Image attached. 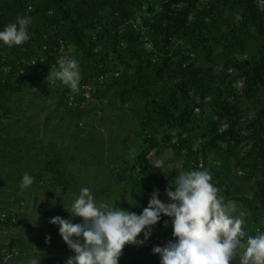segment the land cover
<instances>
[{
	"label": "rangeland",
	"instance_id": "374dc122",
	"mask_svg": "<svg viewBox=\"0 0 264 264\" xmlns=\"http://www.w3.org/2000/svg\"><path fill=\"white\" fill-rule=\"evenodd\" d=\"M10 1L15 6L13 9L0 7V31L23 16L31 17L27 29L30 38L47 24L48 19L60 24L59 15L55 12L44 15L39 11L42 0ZM149 2L135 4L130 12L114 15L111 21L108 20L109 13L101 12L99 15L105 18V27L111 28V33L126 29L134 31L135 36L138 34L137 43L134 42L136 39H132L131 44L133 46L134 42L139 49L144 39L153 45L150 38L152 31L169 24L199 22L209 24L213 29L221 24L217 18L223 13V7L218 5V0H177L172 4L166 0L158 5L151 3V6ZM29 3L34 7L31 12L25 10ZM253 8L259 20H263L264 27V0H253ZM15 9L17 11L13 12ZM225 14V18L233 16L230 10ZM198 27L196 24V29ZM223 28L221 25L220 29ZM82 36L84 43L88 44L90 31L84 30ZM30 38L27 42H31ZM157 38V42L162 44L164 37ZM173 38L170 37L167 42L173 40V50L183 52L172 57V64H177L186 56L188 60L176 76L164 78L165 94L155 98L160 104L165 102L163 112L170 110V102L179 107L184 103L191 107L194 100H198L199 110L195 112L193 109L195 121L189 129V142L198 147L213 136L211 128L214 124L218 126V133L231 130L225 141L217 143L218 148L207 149L203 156L220 162L216 170L223 172L224 181L220 184L212 182L225 203L236 209L235 215L245 213L246 233L251 236L264 233V195L257 210L245 203V200H251L255 194L264 191V162L258 156L260 140L256 122L264 96L262 91L257 94L250 92L246 77L236 68L239 62L250 61L260 39L249 38L241 52L224 56L216 54L214 51L219 47L213 45L210 54L213 57L209 58L205 47L199 45L192 49L187 45L186 38ZM23 44L19 46L20 52L27 51ZM37 45L35 43L32 48L38 52ZM10 50H13L12 46L0 41V55L11 54ZM64 54V57L77 61L80 57V51H75L72 45ZM143 58L150 61L147 54L143 53ZM226 64L229 68L225 67ZM199 68H203L204 72L197 73ZM49 70H54V67L31 74L26 79L15 77L12 81L0 72V87L9 85L0 100V206L13 193L24 199L26 207L12 236L28 244L49 238L56 231L55 226L59 229V225L50 223L56 216L82 223V218L73 217L70 212L75 198L85 187L90 189L98 205L106 203L127 211L147 207L154 190L159 191L158 198L163 202V188L154 186L149 174L137 169L140 165L138 159L147 149L143 142L142 120L148 112L141 100L122 103L118 96L132 83L122 79L106 93L104 101L91 105L85 113H74L66 108L59 92L46 82ZM203 88L211 91L205 93L204 99L195 98L193 93L198 94ZM216 104L218 107H215ZM151 107L148 103V108ZM173 113L179 114V110ZM152 125L164 133L165 126L159 125L156 118ZM187 151L185 148L176 153L165 146L159 148L160 154L152 158V162L159 161L167 171H175L170 179L174 184L178 163L185 171L196 170L194 160L188 158ZM114 168H120L124 176H129L119 180L113 173ZM25 173L33 177L34 182L22 189L20 185ZM251 174L253 177L249 179ZM31 260H18L14 264H30ZM35 260L38 264H64ZM230 264H239V257Z\"/></svg>",
	"mask_w": 264,
	"mask_h": 264
},
{
	"label": "trees",
	"instance_id": "16d2710c",
	"mask_svg": "<svg viewBox=\"0 0 264 264\" xmlns=\"http://www.w3.org/2000/svg\"><path fill=\"white\" fill-rule=\"evenodd\" d=\"M19 1L23 2V0ZM144 1H150L149 4L151 6V3L158 5L166 0H42L39 11L44 15H52V13L55 12L59 15L60 24L48 19L47 24L44 25L41 30L35 31L31 36V42L26 41L22 45L23 48L27 49L26 52H20V45H13V50H10L11 54L5 53L0 55V60L1 58H7L8 60L33 58L38 54L41 46L47 45L53 47L56 40L61 39L67 47L72 45L75 51H80V57L78 58L81 72L80 81H85L105 72L119 70V78L106 89L101 91L98 90L99 92L95 97L97 99L103 98L106 93L116 87L122 79L132 83L133 86L131 85L129 89H123L119 93V99L122 103L141 100L148 112L146 115L147 119L143 118L142 120L143 129L144 131L150 129L155 134V137L150 140L146 139L144 134L143 142L147 149L139 157L138 160L140 165L137 166V169L138 172L148 173L153 179L154 186L163 188V202H165L164 186L166 183L170 185L173 184L170 179L173 178L176 172H170L162 166H156L151 161L148 155L149 152L151 150L159 152V148L167 147V143L172 137V132H177L179 146H172V150L176 153H180L186 148V150H188V158L194 160V167L196 168L195 163L198 156H202V158L206 160L207 157L203 156L206 150L209 148H218L217 143L225 141L226 138L231 135V130L218 133V126L214 124L211 128L213 136L204 143L202 142L200 147H198L197 144H191V142H189V129L192 128L191 124L195 121L193 109L200 104L196 99L191 107L187 106L186 103H184L182 107H179L176 103L170 102V110L168 109L166 112H163L165 102L160 104L155 97L165 94L166 80H164V78L170 79L176 76V74L181 71L180 68H183L182 66L188 60V56H186V58L173 65L171 62L172 57L176 55V53L178 56L183 51H179L178 53L176 50H173L171 44L173 40L170 39L168 42L167 40L170 37H174L173 39L179 37L186 38L188 40L187 45L190 48L195 49L199 45L205 47L209 51V58H212L213 54L212 56H210V54L213 51V45L219 47V49L214 52L224 56L226 54L229 55L231 53L241 52L246 47L249 38L260 39V44L258 48H256L250 61L246 60L239 62L236 64V68L246 77L249 91L253 94L262 91L264 96V27L263 20H259L253 8V0H218V5L223 7V13L218 15L219 18H217L221 23L219 27L213 29L211 25L200 24L199 22H184L175 26L170 24L166 25L161 29L153 30V34H150L153 45L151 44L152 50L149 53L144 49L142 43L140 49L134 44V42L137 43V40H139L138 34L135 36L133 34L134 31H126V29H117L111 33V28L108 29V27H105V18L99 15L101 12L109 13L108 20L111 21L110 19L112 16L126 14L132 10L135 4L141 5ZM176 1L177 0H167L169 4L175 3ZM28 5L32 6L33 11L34 7L31 3L26 4L25 10L29 12L27 10ZM0 7L5 9L10 7L13 9L15 6H12L10 0H0ZM229 10L232 11L233 16L225 18V11ZM15 11H17V9L13 12ZM235 16H237L238 19L235 20ZM1 24L0 22V25ZM196 24L199 25L197 29ZM221 25L224 26L223 30L220 29ZM84 30L90 31L88 44H85L83 41L82 33ZM156 36L164 37L162 44L157 42L158 38ZM132 39H136V41L133 42V46L131 44ZM35 43L38 44V52L32 48V45ZM188 52L187 50L186 55ZM143 53L144 55L147 54L148 57L152 55L155 56L156 61L154 63L151 62V58H149L150 61L146 60L143 58ZM52 66L54 69H58V63L55 58L53 56H47L41 71L44 72L48 67ZM225 67L229 68L227 64ZM129 71H131V73H129ZM196 72L203 73L204 70L203 68H199ZM15 77L26 79L30 76H17L16 72L7 76L8 81L15 80ZM8 86V84H5L0 87V100L5 96V92L9 89ZM57 91L63 100V93H61L60 90ZM207 91L211 90L203 88L198 94L195 92L193 95H196L194 96L195 98L204 99V95ZM188 93L189 91L186 92V94ZM63 103L65 104L64 101ZM148 103L152 105L151 108H148ZM215 107H218V105L216 104ZM67 109L74 113H85L88 110L73 111L69 108ZM175 110H179V114H174L173 112ZM153 115H156V117ZM155 118L159 125L165 126L164 133L157 131L154 125H152V121ZM256 122L258 124L257 132L260 140L258 156L262 158L264 162V102L261 109L257 112ZM183 134L185 137L181 138ZM212 161L217 160L213 159ZM216 169H218L216 166H207V171L212 175V184H214L213 182H215V184H220L225 178L223 172ZM196 170L198 169L196 168ZM115 176L119 178V180H123L126 179L125 177L129 176V174L124 176L123 172L120 170V175ZM252 177L253 175L251 174L249 179ZM259 193L260 194H255L251 200H245L246 205L253 208V210H257L259 208V203L263 201L264 191ZM165 221L166 219L161 215V226L169 231V229H171L170 225L167 223V226H165Z\"/></svg>",
	"mask_w": 264,
	"mask_h": 264
},
{
	"label": "clouds",
	"instance_id": "9594fccd",
	"mask_svg": "<svg viewBox=\"0 0 264 264\" xmlns=\"http://www.w3.org/2000/svg\"><path fill=\"white\" fill-rule=\"evenodd\" d=\"M28 11H32L31 5ZM30 23L29 16L17 17L16 22L0 31V41L9 47L23 44L30 38ZM80 80L79 63L69 57H62L58 69L49 70L46 77L48 85L60 81L74 93L80 90ZM176 168L175 182L166 189L169 202H162L159 191L154 190L139 215L106 203L98 205L90 189L82 188L70 212L82 218V223L60 216L50 220L59 225V234L75 253L66 264H119L124 247L143 245L162 214L172 218V235L176 239L163 247H153V253L161 257L160 264H230L237 256L239 264H264V233H246L245 213L235 215L236 209L225 203L211 183V173L185 171L180 163ZM33 182L34 178L25 173L20 186L24 189ZM141 233L144 240L138 239ZM30 264L38 262L33 259Z\"/></svg>",
	"mask_w": 264,
	"mask_h": 264
},
{
	"label": "built area",
	"instance_id": "2783aa9c",
	"mask_svg": "<svg viewBox=\"0 0 264 264\" xmlns=\"http://www.w3.org/2000/svg\"><path fill=\"white\" fill-rule=\"evenodd\" d=\"M32 7V6H31ZM29 5L27 6V10ZM143 47L147 52H151L152 45L144 39ZM67 50V46L61 39H57L53 47L43 45L40 48L38 54L30 59L20 60H8L7 58H1L0 72L5 76L16 72L17 76H25L37 73L42 70V66L45 63L46 57H54L56 62L64 57V53ZM152 61H155V56H150ZM120 76L119 70L105 72L99 74L96 77L89 78L85 81H80V90L78 93L72 92L66 85L60 81L51 83L52 87L56 90H60L63 93V101L67 108L76 110H87L91 105L99 104L104 101V97L97 99L95 97L99 91L106 89L109 85L113 84ZM99 90V91H98ZM198 108L195 107L194 111L198 112ZM145 138L150 140L155 137V134L150 129L144 131ZM172 137L167 143L166 148L172 150V146H179V140L177 132H172ZM185 137L183 134L181 138ZM160 152L151 150L149 156L152 158L158 156ZM154 163V162H153ZM156 166L160 165L159 161L154 163ZM212 167L220 166L218 161H210L203 159L202 156L197 157L195 166L198 170H207V166ZM115 175H120L119 168H114ZM170 184L166 183L164 186V201L169 202V198L166 195V189ZM173 191L175 188L172 187ZM26 203L20 196L11 194L6 202L0 206V264H14L18 260L24 259H42L49 262H61L66 264L69 257L74 256L75 253L68 245L63 241L62 236L59 234L58 226H55L56 231L47 239L38 243L28 244L25 240L20 241V238L13 237V231L19 227ZM144 207H137L130 212H135L137 215L141 214ZM162 216L166 219L170 225L169 231L161 226L160 221L153 226L150 237L144 241L143 245H126L123 249L122 255L119 258V264H160L161 257L158 254H154L152 249L154 246H165L169 241H175L173 237L172 218ZM140 240H144L143 233L138 237Z\"/></svg>",
	"mask_w": 264,
	"mask_h": 264
}]
</instances>
